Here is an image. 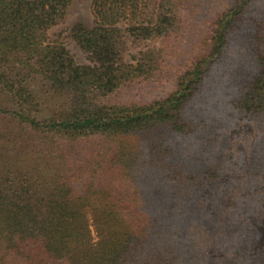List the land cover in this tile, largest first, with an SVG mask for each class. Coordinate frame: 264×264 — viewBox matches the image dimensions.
Instances as JSON below:
<instances>
[{"label":"trees","instance_id":"trees-1","mask_svg":"<svg viewBox=\"0 0 264 264\" xmlns=\"http://www.w3.org/2000/svg\"><path fill=\"white\" fill-rule=\"evenodd\" d=\"M71 1L0 0V264H199L213 238L200 194L218 170L169 139L212 142L264 113V14L251 34L257 72L206 122L190 102L249 0L217 12L204 51L151 97L134 92L159 75L162 50L123 54L178 34L189 0H91L92 26L72 28L87 65L49 41Z\"/></svg>","mask_w":264,"mask_h":264},{"label":"rangeland","instance_id":"rangeland-1","mask_svg":"<svg viewBox=\"0 0 264 264\" xmlns=\"http://www.w3.org/2000/svg\"><path fill=\"white\" fill-rule=\"evenodd\" d=\"M234 1L189 0L181 11L183 26L178 34L155 42L130 41L123 54L126 62H134L139 52L149 48L160 49L164 55L156 79L134 93L166 95L180 70L206 48L215 14ZM262 14L264 0H249L228 34L222 55L208 66L190 102L189 114L204 117L206 122L221 118L237 86L257 72L251 34L254 21ZM92 21L91 0H72L61 21L48 31L49 41L61 43L77 64L87 65V56L73 39L72 28L76 24L90 28ZM8 106L7 96L0 94V110ZM217 133L212 142L198 137L169 139L175 151L198 155L216 163L218 170L216 189L204 188L200 194L201 218L211 228L213 238L206 239L199 264H253L251 256L256 263L264 255V113ZM213 195L222 198L215 208Z\"/></svg>","mask_w":264,"mask_h":264}]
</instances>
